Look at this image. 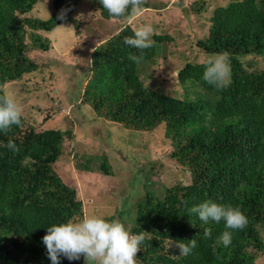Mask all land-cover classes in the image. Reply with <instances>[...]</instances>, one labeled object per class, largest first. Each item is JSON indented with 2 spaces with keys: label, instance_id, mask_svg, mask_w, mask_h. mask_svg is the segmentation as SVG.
I'll return each instance as SVG.
<instances>
[{
  "label": "trees",
  "instance_id": "1",
  "mask_svg": "<svg viewBox=\"0 0 264 264\" xmlns=\"http://www.w3.org/2000/svg\"><path fill=\"white\" fill-rule=\"evenodd\" d=\"M76 1L52 0L53 13L41 19L28 15L37 0H0V95L6 94L5 85L24 73L50 65L30 53L50 49L42 32L63 22L56 19L61 9H70L65 21L83 26L74 16ZM92 1L101 18H114L98 0ZM210 4V0H194L190 5L197 19L203 16L209 21L203 26L205 34L197 35L194 42L205 54L230 53L232 83L225 90L204 81L205 62L190 60L177 71L183 87L180 95L145 84V66L156 55L165 59L174 39L154 34V46L145 49V59L136 64L129 56L139 50L123 42L136 30L126 17L116 18L126 24L89 56L81 102L127 129L152 131L163 125L172 146L170 158L189 172L187 183L165 185L158 194L149 186V174L156 166L142 169L145 197L136 205L131 225L133 234L145 235L137 264H257L264 253V69L249 71L241 60L264 59V0H229L205 15ZM165 6L147 0L143 7ZM23 121L24 117L21 126H13L9 133H0V264H51L42 242L47 227L84 217L77 189L54 169L64 141L73 133L60 128L36 130L24 127ZM9 139L18 152L6 147ZM107 161L104 154L100 168L106 174ZM206 201L238 207L248 218V226L233 232L227 247L219 242L227 230L223 220L205 224L188 211ZM114 219L113 214L106 218ZM205 230L211 231L210 238ZM192 238L197 247L190 255H179L172 241L187 244ZM60 264H84V258L69 261L61 256Z\"/></svg>",
  "mask_w": 264,
  "mask_h": 264
},
{
  "label": "rangeland",
  "instance_id": "2",
  "mask_svg": "<svg viewBox=\"0 0 264 264\" xmlns=\"http://www.w3.org/2000/svg\"><path fill=\"white\" fill-rule=\"evenodd\" d=\"M155 1L165 2L166 6L145 9L131 24L135 29L150 24L154 34L172 35L174 40L168 43L165 59L156 55L155 61L145 66L143 79L154 89L180 95L183 87L176 76L178 69L187 60L206 62L212 56L200 51L194 42L197 35L205 34L204 27L209 21L205 22L203 16L197 19L191 13L194 0ZM228 1L210 0L205 15ZM53 10L52 0H37L28 15L48 19ZM74 16L83 21L81 28L63 21L59 25L64 27L57 25L52 31L42 32L50 40L49 50L30 53L39 54L50 65L24 73L18 81L5 85L4 91L23 106L24 127L72 130L73 136L64 141L63 153L54 169L64 182L77 189L83 203V218L106 219L113 214L114 220L123 218L126 225H132L136 205L145 197L142 169L156 166L149 174V186L158 194L165 185L171 186L176 181L187 183L189 172L170 158L172 146L163 125L152 131L127 129L100 117L90 104L81 102L91 51L118 32L126 20L101 18L92 0H77ZM241 60L249 71L264 69V59L243 57ZM104 154L108 158V174L100 168ZM257 264H264V253Z\"/></svg>",
  "mask_w": 264,
  "mask_h": 264
},
{
  "label": "clouds",
  "instance_id": "3",
  "mask_svg": "<svg viewBox=\"0 0 264 264\" xmlns=\"http://www.w3.org/2000/svg\"><path fill=\"white\" fill-rule=\"evenodd\" d=\"M109 16L114 18L126 17L132 21L144 12L147 0H98ZM70 9H61L56 19L65 21ZM58 27H64L59 25ZM72 27V26H69ZM67 27V28H69ZM154 29L150 24L139 26L133 36H125L124 44L139 50L129 59L140 64L145 59L144 50L154 46L151 37ZM95 51V49H93ZM204 81L216 90L227 89L232 83L230 53L227 51L210 56L205 62ZM23 106L9 94L0 95V133L7 134L13 126H21ZM6 147L13 153L19 149L16 143L9 139ZM197 214L200 221L220 223L224 221L225 228L219 242L227 247L231 244L233 232L243 230L248 226V218L238 207L230 204H218L206 201L189 210ZM205 237H211V231L205 230ZM145 240L144 233L133 234L131 225L121 220H106L99 216L85 217L79 222L68 220L47 227V234L42 237L51 264H60L61 256L69 261L80 260L83 256L85 264H137V254ZM179 249V255L187 256L197 247L196 239L172 241ZM171 244V245H172Z\"/></svg>",
  "mask_w": 264,
  "mask_h": 264
}]
</instances>
